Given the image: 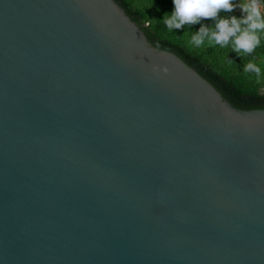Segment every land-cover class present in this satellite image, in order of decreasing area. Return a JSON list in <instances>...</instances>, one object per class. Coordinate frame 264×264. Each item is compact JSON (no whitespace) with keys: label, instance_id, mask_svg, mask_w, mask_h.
Returning <instances> with one entry per match:
<instances>
[{"label":"water","instance_id":"1","mask_svg":"<svg viewBox=\"0 0 264 264\" xmlns=\"http://www.w3.org/2000/svg\"><path fill=\"white\" fill-rule=\"evenodd\" d=\"M0 264H264V110L114 0H0Z\"/></svg>","mask_w":264,"mask_h":264},{"label":"trees","instance_id":"2","mask_svg":"<svg viewBox=\"0 0 264 264\" xmlns=\"http://www.w3.org/2000/svg\"><path fill=\"white\" fill-rule=\"evenodd\" d=\"M136 23L151 45L159 50L172 52L207 80L233 107L244 110H264V83H256L241 73L248 60H259L264 49H257L246 56H237L229 50L208 47L204 50H189L182 37L183 30L169 33L159 23L165 13H171L172 0H114ZM221 15L240 16L237 8L233 13ZM211 26V21H202ZM200 25L192 26V31Z\"/></svg>","mask_w":264,"mask_h":264},{"label":"clouds","instance_id":"3","mask_svg":"<svg viewBox=\"0 0 264 264\" xmlns=\"http://www.w3.org/2000/svg\"><path fill=\"white\" fill-rule=\"evenodd\" d=\"M171 13L158 20L169 33L183 30L189 50H204L208 47L229 50L237 56L264 49V0H172ZM239 9L241 15L230 14ZM211 21V26L202 21ZM200 27L192 31V26ZM153 72L168 74L167 66L154 65ZM243 76L256 83H264V56L248 60L243 66Z\"/></svg>","mask_w":264,"mask_h":264},{"label":"flooded vegetation","instance_id":"4","mask_svg":"<svg viewBox=\"0 0 264 264\" xmlns=\"http://www.w3.org/2000/svg\"><path fill=\"white\" fill-rule=\"evenodd\" d=\"M149 41V40H148Z\"/></svg>","mask_w":264,"mask_h":264}]
</instances>
